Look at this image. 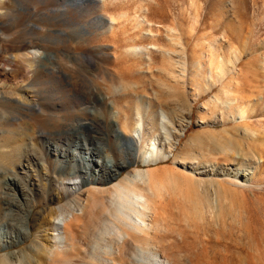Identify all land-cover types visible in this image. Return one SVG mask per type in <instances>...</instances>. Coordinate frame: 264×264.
I'll return each mask as SVG.
<instances>
[{
  "label": "rangeland",
  "instance_id": "rangeland-1",
  "mask_svg": "<svg viewBox=\"0 0 264 264\" xmlns=\"http://www.w3.org/2000/svg\"><path fill=\"white\" fill-rule=\"evenodd\" d=\"M73 1L5 0L0 9V12L7 11V15L0 16V30L6 36V40H0V113L18 117L27 114L28 111L21 110L16 103V100L21 99L37 104L44 112L43 115L35 116L34 120L23 116V120H14L11 125L0 124V128L9 131L5 132L8 134L5 144L0 145L3 150L0 167L6 170L5 173L24 178L17 167V155L24 153V150L26 153L29 149H35L41 157L31 160V165L24 170L30 178H37L41 189V193L34 190L27 192L29 196L25 207L30 213V223L26 219V210L23 213L14 210L12 203L16 201V195L7 189V180L0 173V264L7 261L2 258L10 256L20 258L26 264H47L48 251L55 245L62 250L60 260L55 264H63L65 259L73 264L75 254L85 257L95 243L94 235L106 226L107 231L104 239L98 241L96 253L99 258L116 260L112 254H103V250L107 251L113 242V237L117 239L109 234L116 227L110 223L103 226V215L99 213L108 205L112 185L135 168H150L163 174L172 169L180 172L182 166L177 153L187 152L186 144L190 137L193 143L197 141L193 152L199 167L206 171L212 165L214 168L221 166L233 170V164L245 163V159L219 151L224 146L226 136L241 147H250L254 154V159H251L253 169L247 170L250 173L245 177L240 174L234 176V170L231 174L221 176L242 192L233 204L235 208H243L242 216L234 220L227 210L217 223L209 213H205L202 219H185L181 211L182 202L164 190L162 194L152 196L151 209L146 210L145 222L135 214L126 219V223H130V235L127 237L129 245L125 253L129 254L131 243L134 242L132 227L140 224L138 235L148 237L149 242L156 246L157 255L156 259L145 260L144 264H192L198 257V264H264V0H111L105 8L100 6V2L85 1L78 7ZM138 3L144 5V14L152 20L151 24L149 22L142 26H152L154 35H157L155 38L161 45L167 46V28L172 27L178 33L184 52L189 56L182 76L177 74V67L163 61L159 53L153 54L154 61L150 66L152 72L141 65L139 68L133 66L131 71H125L118 77L111 72L108 75L103 73L102 68L114 72L117 65L112 43L103 39L101 32L104 30L94 18L99 15L108 22L111 12L126 11L130 19L127 17L123 20V27L117 25L118 36L122 37L126 31L134 34L138 31L133 18ZM120 30L125 31L122 34ZM97 47H103L106 52L100 53ZM34 53L36 56L32 55ZM44 53L56 54L59 62L71 68L66 69V72L73 86L68 85L61 73H50L44 69L35 71L34 67L27 72L22 68L25 54H29L34 63L39 64L44 61ZM216 56L223 61L227 58L232 61L221 63L224 64L221 78H217L209 68L210 64L213 67L217 64L219 58ZM197 61L199 66L195 64ZM95 62L100 70L94 69ZM1 63L11 67V71H2ZM118 67L122 69L121 65ZM212 79L215 82L208 88ZM110 82L131 85L133 93L117 100L119 107L129 117L133 104L145 98L143 93L148 94L151 101H155V95L160 94L166 102L168 99L167 103L171 100L169 104L178 101L181 102L178 103L180 106L189 104V126L174 154L166 161L150 165L133 161L116 176L101 182H82L79 177L64 179L67 193L61 196L57 179L64 176L61 172H52L50 160L55 158L46 155L45 147L60 149L59 145L68 143L69 159L87 158L90 155L102 158L103 154L75 149L76 142L79 146L83 144L82 140L77 141L75 135L49 134V131L64 130L67 126L77 125L78 120L83 118L80 122L92 123L100 128V132H90L80 127V132L86 137L85 144L97 143L92 134L105 138L110 132L113 116L103 112L104 121L96 120L98 111L84 94L88 88L102 92L103 86ZM74 88L80 89V92L75 90L76 93ZM196 92L199 95L193 96ZM2 95L9 98L8 104L5 102L7 100L1 98ZM233 97L234 101L231 100ZM125 100H129V107L124 105ZM237 105L247 110L244 117L236 114ZM36 131L41 132L33 135ZM38 135L40 139L36 137ZM15 141L20 146L19 150H15L11 156H5L8 151H13ZM57 160L61 158L57 157ZM68 211L77 213L68 231L75 241L76 251L68 248L69 244L64 238H55L64 236V223L71 216ZM61 212L62 215H59ZM22 216L23 221L20 218ZM34 218L36 220L32 223ZM99 264H104L103 259ZM117 264L128 263L121 260Z\"/></svg>",
  "mask_w": 264,
  "mask_h": 264
},
{
  "label": "bare ground",
  "instance_id": "bare-ground-1",
  "mask_svg": "<svg viewBox=\"0 0 264 264\" xmlns=\"http://www.w3.org/2000/svg\"><path fill=\"white\" fill-rule=\"evenodd\" d=\"M85 1L100 2V6L105 8L108 2L111 0H74L73 2L74 4H76V6L80 7V5H83ZM4 4L5 0H0V9L4 6ZM143 8L144 5L138 3L137 7L135 8L136 11L133 15L138 31H136L134 34H129L131 32L128 33L126 31L125 34V30L122 32L120 30L122 34L124 33L122 37L118 36L119 28L117 25L120 24L123 27V20L125 21L127 17L129 18L130 14L128 16V13H125L126 11L116 10L114 12H111L108 16V22H105L104 18L99 15L94 18L95 22L101 26L102 30H104L101 32L104 37L102 38L112 43L114 49L113 54L115 56L114 60L117 65V67L114 68V72L109 70V68H102L103 73L105 75H108V72H111L118 77V75H122L125 71H131L133 66L139 68V66L141 65L146 66V70L151 71L150 66L154 61L153 58L155 56H153V54L159 53L162 60L166 61V63H168L170 66L177 67V74L182 76L181 74L186 69L185 67L188 63L189 56L184 52V47L180 41V38L178 37V33H176V30H174L172 27L167 28V46L161 45L156 39L157 37L155 38V36L157 35H154L155 32H153V30L151 29L152 26L151 28L142 26L145 23H149L151 20H149V17L146 13L144 14ZM3 15H7V11L0 12V16ZM125 24L124 26H126ZM139 33H141L140 36ZM5 38L6 36L3 34L2 30H0V40L4 41L6 40ZM97 48L99 49L100 53L106 52H104L103 47ZM32 55L36 56V53ZM216 58L218 59L219 57L216 56ZM32 59L30 58L29 54L24 55V60H22L21 66L25 71L29 72L30 69L34 67L35 71L44 69L46 71H49L50 73H61L67 79L68 85H74L71 77L69 76V73L66 72V69H69V66L67 67L62 62H59L58 56L56 54L44 53V61L39 64H35L34 60ZM219 59L216 61L217 64H215L214 67L211 64L209 67L211 69V72H213L217 78H221L223 76L224 64L221 63H224V61L226 60L225 59L223 61ZM213 60L211 59V61ZM225 62L228 63L232 61L230 60V58H227ZM196 63L199 66V62L197 61L195 62V64ZM120 65L122 66V69H120L121 67H118ZM1 67V70L5 73L11 71V67L4 66V63H1ZM94 69H101L96 62L94 64ZM214 82L215 81L212 79L208 83L207 87L211 88ZM75 90L77 91L78 89L74 88V91ZM79 90L78 92H80ZM132 93L133 89L131 85L125 84L123 82H110L109 84L107 83L105 86H103V91L99 93L92 88L87 89L84 96L94 105L96 111H98L96 120L104 121V115H102L103 112L105 114H111L113 116L112 121H110V132L109 134L107 133L105 138L96 137L92 134V138L97 142L95 145L85 144L86 137L83 135L84 133L80 132L79 129L80 127H85L90 132H100V128L93 125L92 123L80 122L83 120V118H78L79 120L77 119L79 121L77 125H69L70 127L68 128L67 126V128L64 130L60 129L56 132L49 131V134L63 133L65 135H75L77 137V141L82 140L83 142L82 146H79L78 142H76L74 145L75 149L82 148L89 151L90 153L103 154L102 158H100L99 156L94 158L92 155H90L87 158L75 157L73 159H69L67 153L69 152L68 143H66L64 146H60L59 144H57V142H55L57 145H59L60 149L45 147L44 150L46 155H49L50 157L53 156L55 158L53 161L50 160V167L52 169V172H61V174L64 176L62 178L59 177L60 179H57L60 184L59 190L61 196L63 195V193H67V189L65 187L66 183L64 184L63 182L64 179L69 180L79 177L82 179V182H88V180L101 182L109 177L116 176L122 168L127 167L128 164L132 163L133 161H141V163H143L144 165L156 164L157 162L166 161L170 156L174 154V150L178 145L180 138L184 135L185 130L190 123L189 104L185 102L186 104L180 106L179 104L181 102L179 101V104L175 103L174 101L172 102H174L175 104H169L171 100L169 101V103H167L168 99L166 102V100L159 96L160 94L157 95L156 93L155 101H151V97L148 96V94L143 93V96L145 98L141 99V102H136L133 104L132 114L131 117H129L122 110V108L119 107L117 100L119 98H126V96ZM224 93L228 94L229 92L225 91ZM197 95H199V92L193 94V96ZM1 98L7 100L5 102L8 104L9 98L7 96L2 95ZM234 99L235 97L231 98V100L233 101ZM16 103L20 108H22L21 110L25 109V112L28 111L27 114H23V112L19 113L23 114L24 117L26 116L29 120H34L35 116L43 115L44 113L37 104H34L31 101L21 99L16 100ZM124 105L129 107V100H125ZM246 111L247 110L243 107H240L239 105L236 106V114L238 116L244 117ZM4 113H0L1 125H11L13 124L12 122H15L14 120H23L21 119L23 116L18 117L14 115H6V113ZM91 114L94 115V112H92ZM7 131L8 130H4V128H0L1 146L6 142L8 134L5 132ZM38 132L41 131H36V133L34 132L33 135L37 134ZM30 135H32V133ZM36 137L38 139L41 138L39 135ZM224 138V146L220 147L219 151L221 153H224L225 155L233 154L245 159V163L242 162L233 164V173V170L224 169L221 166L214 168V166L212 165L211 168H208L207 171L203 167H199V164H196L197 156L194 155L193 152L194 143H196L197 141L193 143L194 140L192 141V138L190 137L186 144L188 145L187 152L184 153L180 151L179 153H177L178 162L182 166V170L180 172H176L177 170L172 169L170 170V172L166 171L163 174V172H156L155 170L150 168H135L134 170H131L130 173L125 175L122 179H120L117 183L113 184L112 188L109 191L107 200L108 205L106 204V206H104L99 213H102L103 215V226H105L106 223H110L116 227V229L112 233L109 232V234L111 236H115L117 239L119 238L120 241L113 237V242H111V245L108 247L107 251L103 250V254H112V256L116 258V260H122L123 262H126L128 264H144L145 260L156 259V246L149 242L147 236L145 237L144 235V237H140L138 235L137 230H141L139 227L140 224L136 225L135 223H133V225H135L134 227H132L134 231V233L132 234L134 242L131 243L132 246L130 247L129 254L125 253L127 249L126 247L129 245L127 237H129L130 235L128 229V226L130 227V223L128 225V223H126V219H130L132 217L131 215L135 214L142 220V222H145L144 217L147 215L146 210L151 209V199L153 201L152 196L156 197L155 194L159 195L164 190H168L170 194L175 196L174 198H177L176 200L182 202V205L180 203V205L182 206L181 211L182 213L184 212L185 219H202L205 213H209L217 223L219 218H221V216H223V214H225L227 210L231 212L230 215L234 220L237 216L241 217L244 212L243 208H241L240 206H236L235 208L233 204H235L234 200L240 198V194L242 192L238 188H236V186H233L230 181L222 179L221 176L223 174L232 173L234 176H239L240 174V176L245 177L246 174L250 173L247 170L253 169V160L251 159H254V154L251 151L250 147H241L239 144H236L237 142H235V140H233L229 136H226ZM14 144L15 145L13 146L15 147L13 148V151H8L4 154L5 156H11L15 150H19L20 146L16 141ZM29 150L30 151L26 153L24 150V153L21 152L17 155L19 157L17 167L21 170L25 179H20L17 178V176L8 175L7 173H5L6 170L2 169L1 167L0 173H2L7 180L5 181L7 189H10L12 191V194L16 195L17 199L14 203H12V205H14V210L22 213L26 210V219L30 223V213L25 207V201L29 196L27 192L34 190L35 192L41 193V189L39 186V182H37V178H30L29 175L24 172V170L25 167H27L29 164L31 165V160H36L41 157L35 149ZM2 155L3 150L1 149L0 156ZM57 157H60L61 160L58 161ZM52 178H55V176L52 175ZM99 198L101 197L99 196ZM68 212L71 213V216L64 223V236H56L55 238L56 240L64 238V240L69 244L68 248H70L72 251H76L75 241L68 231L71 224L74 222V219L76 220L77 213L75 214L71 211ZM233 212L235 213L233 214ZM59 215H62V212ZM20 218L21 221L24 220V216ZM35 220L36 218L32 219V223H34ZM106 227H104V229L102 227V230L94 235L95 243L91 246V250L85 257H80L79 254H75L76 259L73 260V264H99L101 262V259H103L104 264L119 263V261L116 260L103 257L99 258V256H97L96 249L99 247L98 241L104 239V234L107 231ZM142 239L144 241L141 242ZM57 242L59 243L60 241ZM9 244H11V242H9ZM110 247H112V251H109L111 250ZM31 253H33V251H31ZM61 253L62 250L60 246H53V248L48 251L46 260L47 264H49L48 261L50 262V264H55L57 260H60L59 256ZM198 258H196L194 261L192 259V264H196L197 262H199ZM1 260H7L4 261L3 264H26V262H22L20 258H16L15 256H10V258L7 259L2 258ZM107 260H110L111 262H107ZM62 262L63 264H69L68 262H70V260L65 259Z\"/></svg>",
  "mask_w": 264,
  "mask_h": 264
}]
</instances>
